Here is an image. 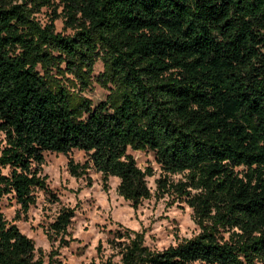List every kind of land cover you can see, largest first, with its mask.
I'll use <instances>...</instances> for the list:
<instances>
[{"label":"trees","instance_id":"16d2710c","mask_svg":"<svg viewBox=\"0 0 264 264\" xmlns=\"http://www.w3.org/2000/svg\"><path fill=\"white\" fill-rule=\"evenodd\" d=\"M57 7L69 35L54 30ZM96 60L111 90L90 105L59 81L84 90ZM0 135V198L21 215L45 189L46 153H83L68 174L117 179L133 209L151 172L126 151L153 155L157 190L185 203L199 233L150 251L114 232L120 264H264V0H0ZM72 216L61 209L47 240L63 242ZM34 252L0 213V264H61Z\"/></svg>","mask_w":264,"mask_h":264},{"label":"rangeland","instance_id":"374dc122","mask_svg":"<svg viewBox=\"0 0 264 264\" xmlns=\"http://www.w3.org/2000/svg\"><path fill=\"white\" fill-rule=\"evenodd\" d=\"M53 2L57 4V0ZM56 14L60 16L53 23L55 32L69 35L71 31L63 27L60 7H57ZM51 16L50 11L43 8L34 14V19L44 25ZM102 72V63L96 60L87 79L88 86L82 91L71 75L65 74L59 82L88 100L90 105H95L104 101L111 90L109 84L102 86L99 83ZM126 153L133 158L137 168H148L151 172V176L145 179L150 198L141 201L134 209L117 195V179L109 177L104 184L100 175L91 169L82 177L70 176L66 169L67 159L79 165L85 160L83 153L73 150L67 156L44 154L41 176L45 178V189L34 191V205L25 215L17 213V205L10 195L0 198V213L32 242L35 257L40 256L46 262L47 255L55 252L54 258L61 264H103L107 261L120 264L113 233L122 230L137 234L142 245L150 251H160L196 236L199 229L191 210L174 195L157 190L156 181L163 176L153 161V155L129 149ZM182 178V174L167 175L168 181L172 182ZM61 209H70L73 216L62 236L63 242L59 237L49 241L47 226Z\"/></svg>","mask_w":264,"mask_h":264}]
</instances>
